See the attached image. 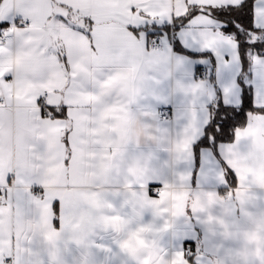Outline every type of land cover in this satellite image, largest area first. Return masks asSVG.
Here are the masks:
<instances>
[{"label": "snow or ice", "instance_id": "6c2138e0", "mask_svg": "<svg viewBox=\"0 0 264 264\" xmlns=\"http://www.w3.org/2000/svg\"><path fill=\"white\" fill-rule=\"evenodd\" d=\"M209 182L264 194V0H0V264H69L70 245L113 264L101 233ZM156 214L152 264H211L209 233L232 238L195 206Z\"/></svg>", "mask_w": 264, "mask_h": 264}, {"label": "crops", "instance_id": "0c3cea01", "mask_svg": "<svg viewBox=\"0 0 264 264\" xmlns=\"http://www.w3.org/2000/svg\"><path fill=\"white\" fill-rule=\"evenodd\" d=\"M198 153V150H197ZM161 159L165 158L160 154ZM155 161L149 162L147 156L134 159L129 165V176L133 183H146L147 179L152 178L146 174L145 165L151 166ZM200 167L199 154L196 160V168ZM197 175L195 171L192 176V188L197 187ZM229 184L235 187V181L229 178ZM205 192L213 191L218 193L211 201L203 194L195 200H189L187 193L182 190H171L166 192L161 203L145 208L142 220L135 226L126 227L121 231L111 233H101L105 235L107 243L115 245L113 264H152L157 252L156 247L147 238V234L140 231L141 227H146L150 223H158L160 216L157 212L179 211L185 205L195 206L205 218L211 216L213 221L223 220L228 225L232 233V238L228 241H221L219 236H208L207 247L210 255L211 264H262L264 262V194L259 198L238 202L230 200L224 194L228 189L224 186H215L214 183H204ZM140 200L143 204H148L146 196L141 195ZM183 223V221H181ZM59 227V224H57ZM210 227V226H208ZM199 230V229H198ZM191 241L186 242L187 247ZM223 243V248L217 251V246ZM121 245H124L122 248ZM195 248V245H192ZM71 254H65L66 259L71 264L73 256H76V249L71 246ZM100 258L89 256V264H97Z\"/></svg>", "mask_w": 264, "mask_h": 264}, {"label": "built area", "instance_id": "2783aa9c", "mask_svg": "<svg viewBox=\"0 0 264 264\" xmlns=\"http://www.w3.org/2000/svg\"><path fill=\"white\" fill-rule=\"evenodd\" d=\"M168 111H171V109H168Z\"/></svg>", "mask_w": 264, "mask_h": 264}]
</instances>
